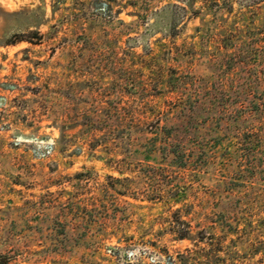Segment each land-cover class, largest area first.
<instances>
[{"label": "rangeland", "instance_id": "obj_1", "mask_svg": "<svg viewBox=\"0 0 264 264\" xmlns=\"http://www.w3.org/2000/svg\"><path fill=\"white\" fill-rule=\"evenodd\" d=\"M170 259L264 264V0H0V264Z\"/></svg>", "mask_w": 264, "mask_h": 264}, {"label": "trees", "instance_id": "obj_2", "mask_svg": "<svg viewBox=\"0 0 264 264\" xmlns=\"http://www.w3.org/2000/svg\"><path fill=\"white\" fill-rule=\"evenodd\" d=\"M188 233H189L188 231L187 232L185 231V232L180 233L179 236L181 238H184V237H186L188 235ZM170 261H171L170 262V264H171L172 263V259H170ZM4 264H7V263H4ZM181 264H191V263H189V262L187 263V262H184V260H182V263Z\"/></svg>", "mask_w": 264, "mask_h": 264}]
</instances>
